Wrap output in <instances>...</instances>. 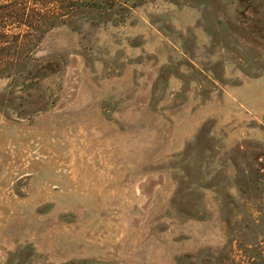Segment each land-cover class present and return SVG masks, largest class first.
I'll list each match as a JSON object with an SVG mask.
<instances>
[{"label": "rangeland", "instance_id": "rangeland-1", "mask_svg": "<svg viewBox=\"0 0 264 264\" xmlns=\"http://www.w3.org/2000/svg\"><path fill=\"white\" fill-rule=\"evenodd\" d=\"M145 1L0 0V264H264V152L214 149L212 168L231 156L238 169L211 177L229 205L199 206L202 176L194 158L180 175L170 139L178 122L137 99L142 76L114 69L130 32L116 20ZM171 1L153 7L170 37H207L202 12L247 72L264 68V0Z\"/></svg>", "mask_w": 264, "mask_h": 264}, {"label": "crops", "instance_id": "crops-1", "mask_svg": "<svg viewBox=\"0 0 264 264\" xmlns=\"http://www.w3.org/2000/svg\"><path fill=\"white\" fill-rule=\"evenodd\" d=\"M172 3L180 5L171 0H148L118 16L116 23L130 32L115 40L114 54L110 57H114L116 71L144 78L143 89L134 95L146 104V109L171 112L170 122H178L177 138L171 135L170 139L177 142L180 175L190 174L184 167L191 166L194 158V175L202 176V185L195 184V190L201 191L199 206L219 208L229 205L224 202L229 194L225 188L213 184L211 177L215 173H227L233 181L238 169L230 156L227 162L231 163L226 170L225 167L215 170L210 162L214 157L211 152L216 149L227 153L243 149L246 144L264 152V68L255 73L247 72L245 64L251 58L244 62V57H235L214 39L203 25L202 12L199 22L195 21L207 37H191L188 28L179 31H187L184 36L170 37L171 31H165L162 25L170 23L169 14L156 15L153 7ZM138 26L140 28L133 31ZM155 32L161 38L155 39ZM115 76L118 79L121 74ZM187 159H190L188 163ZM199 160H202L200 167ZM203 212L201 215L206 217L200 219L210 220L213 210ZM215 214L218 220L223 219L219 210ZM146 240L148 238H135L134 246L144 247L148 245Z\"/></svg>", "mask_w": 264, "mask_h": 264}, {"label": "trees", "instance_id": "trees-1", "mask_svg": "<svg viewBox=\"0 0 264 264\" xmlns=\"http://www.w3.org/2000/svg\"><path fill=\"white\" fill-rule=\"evenodd\" d=\"M4 30V28L2 29ZM2 30H0V37H4V35H8V34H5V32H2ZM5 42H2L0 43V53H2L4 50L8 49V46H4L6 44H4ZM8 64V60H6L4 57H0V69H1V66L2 65H7Z\"/></svg>", "mask_w": 264, "mask_h": 264}]
</instances>
